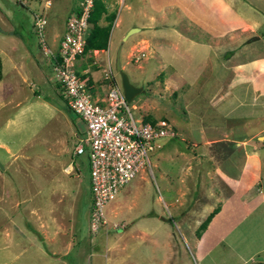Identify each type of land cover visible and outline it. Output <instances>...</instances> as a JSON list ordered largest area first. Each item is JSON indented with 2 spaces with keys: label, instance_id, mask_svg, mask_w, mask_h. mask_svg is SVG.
I'll return each instance as SVG.
<instances>
[{
  "label": "rangeland",
  "instance_id": "1",
  "mask_svg": "<svg viewBox=\"0 0 264 264\" xmlns=\"http://www.w3.org/2000/svg\"><path fill=\"white\" fill-rule=\"evenodd\" d=\"M45 1L0 0V185L5 190L0 198V247L3 246L0 264L8 260L10 249L17 247V239L11 234L16 220L14 201L27 196L38 202L44 213L58 220L64 217L62 225L73 231L78 246H90L81 264H172L173 261L163 262V255L166 248L173 247L178 250L179 264H199L187 236L189 231L198 236L201 232L198 225L206 217L207 209L218 205L219 196L224 192L222 185L216 177L208 179L206 175L211 169L223 168L225 159L220 152L232 149V142L220 145L207 142L200 135L202 132L206 137L213 134L206 121H232V70L237 62L243 64L264 55L261 44L264 43V18L256 29L242 30L241 40H235L239 31H226L218 38L188 30L185 21L178 23L180 32L213 44L214 52L202 66L201 48L187 52L184 44L173 46L165 37L151 38L147 47L130 48L141 36L131 32L127 39L121 40L124 26L132 21V9L126 10L121 0H99L105 9L100 19L114 17L110 21L109 40L115 52L109 60L100 52L82 51L78 64L75 63L76 74L100 94L106 93L113 84L120 86L114 69L118 51L121 70L133 86L142 87L127 103L133 116L145 122L164 120L173 129L174 136L156 142L158 146L148 153L150 172L144 168L119 190L105 207V224L92 235L86 217L87 156L86 153L72 154L85 126L68 111L31 28L32 15L43 11ZM49 1L45 11V39L50 47L53 34L62 32L69 10L76 8L80 0ZM247 1L258 8L251 16L261 20L264 0ZM252 36L262 37L260 41L249 40ZM152 47L167 64L155 57ZM171 66L181 69V77ZM199 68L201 72L192 76ZM219 71L222 76L217 78ZM245 80L242 107L237 109L264 102V98L255 97L245 88L249 79ZM227 128L231 131L234 127ZM254 129L263 133L264 124ZM210 151L215 156L208 159ZM176 184L182 201L179 215L184 216L181 222L170 206L169 197L176 192ZM160 210L165 218L161 228L154 227L148 216L139 220L142 211L158 213ZM134 218L139 221L132 226ZM138 223L150 227L152 234L147 236L143 234L145 231L140 234ZM4 230L8 231L6 237ZM27 243L23 239L20 245L27 246Z\"/></svg>",
  "mask_w": 264,
  "mask_h": 264
},
{
  "label": "crops",
  "instance_id": "2",
  "mask_svg": "<svg viewBox=\"0 0 264 264\" xmlns=\"http://www.w3.org/2000/svg\"><path fill=\"white\" fill-rule=\"evenodd\" d=\"M124 1L121 0V4L126 10L132 9L133 18L124 26L121 40L129 37L130 34H127V31L131 28H137L133 33L138 32L141 35L130 48L142 45L147 47V41L161 36L168 38L170 44L174 43L173 46L179 43L184 44L187 52L201 48L202 66L213 54L214 50L211 48L213 44L199 40L190 33L180 32L177 28L178 23L185 21L188 30L199 31L218 38L225 35L226 31H239V36L235 40H241L242 30L256 29L258 24H262L264 18L257 20L251 16L258 11V8L247 0H126V4ZM106 13L109 14V10L106 9ZM105 23L104 18L98 21L99 25ZM63 32L64 23L62 32L57 35L53 34L50 39L49 45L55 51ZM261 37L256 36L252 39V36L249 40L260 41ZM261 44L264 47V43ZM152 49L155 57H159L165 64L162 55L153 47ZM91 51L100 52L110 60L115 50L111 48L109 34L105 49ZM79 59L80 56L76 59L77 64ZM45 61L49 63L48 60ZM225 62L226 60L223 62V68H225ZM37 64L40 66V61ZM243 64L237 62L232 70L234 79V113L230 117L232 121H206L205 125H208L209 131L213 134L206 137V134L202 132L200 135L205 141L220 145L225 141L232 142V149L226 153L219 151L225 159L223 168L211 169L206 175L208 179L216 177L224 191L219 196L218 205L207 209L206 212L208 215L214 209L216 211L198 236H193L192 231H189L187 236L190 238L193 256L199 264H264V141L259 138L264 136V132H257L254 129L264 124V102L250 103V107L237 109L242 107V84L246 82L245 79H249L248 86L245 88H249L250 93L255 97L264 98V55L251 58ZM243 66L246 70L242 69ZM120 67L123 68L121 64ZM171 67L181 77V69ZM200 68L199 72H195L192 76L198 75L201 72ZM216 76L220 78L222 71H219ZM91 92L97 97L104 95L95 89ZM231 125L234 128L229 131L227 127ZM212 156L214 157L215 154L210 151L208 159L213 158ZM178 187L179 185L173 196L169 198L171 209L177 220L181 222L184 216L179 215L182 212L179 208L182 201L178 197ZM19 189L23 190L22 187ZM3 191L5 190L1 186L0 198H2ZM90 201L88 184L87 224ZM22 203H24L23 206ZM20 206H22V211L18 212ZM13 208L16 220L12 225L11 234L17 239L15 241L17 247L10 249L8 260L2 261L4 264L82 263V257L87 255L86 252L89 251L90 246L88 248L83 245L78 246L74 240L76 236L73 231L62 225L64 223L61 221H64V217L58 220L44 213L41 205L33 202L28 196L14 201ZM185 215L187 216V213ZM22 216L25 219H22ZM145 216H148L149 222H153L154 227L159 228L165 219L161 210L158 213L142 211L138 216L139 220ZM137 218L132 219V226L139 221H135ZM136 226L140 234L143 231H145L143 234L147 233V236L152 234V229L145 224L138 223ZM7 232L4 230L5 237ZM23 239L27 240V246L20 245ZM186 242L189 243L187 240ZM164 252L163 262L173 261L172 264H179L177 249L166 248Z\"/></svg>",
  "mask_w": 264,
  "mask_h": 264
},
{
  "label": "built area",
  "instance_id": "3",
  "mask_svg": "<svg viewBox=\"0 0 264 264\" xmlns=\"http://www.w3.org/2000/svg\"><path fill=\"white\" fill-rule=\"evenodd\" d=\"M94 0H80L64 21L56 51L46 43V0L41 12L32 15V32L47 57L67 109L85 126L72 154L86 153L88 161L90 207L88 230L94 235L105 224V207L119 190L150 165L148 153L157 141L174 136L164 120L145 122L134 117L124 100L121 86L113 84L102 97L94 96L91 85L76 74L75 63L82 53L90 27L88 16Z\"/></svg>",
  "mask_w": 264,
  "mask_h": 264
},
{
  "label": "trees",
  "instance_id": "4",
  "mask_svg": "<svg viewBox=\"0 0 264 264\" xmlns=\"http://www.w3.org/2000/svg\"><path fill=\"white\" fill-rule=\"evenodd\" d=\"M104 11L105 9L103 4L99 0H94L93 7L88 16V23L90 24V27L85 36L83 52L106 48L107 38L110 30V21H112V18L110 19L109 16H104V19L107 21V24L99 25L98 21L100 19L101 14ZM0 79H1V62H0ZM73 116L76 117L74 114ZM215 211L216 209L210 212L205 217V219L198 225L200 231H202L205 228L207 222L209 221V219L211 218L212 214Z\"/></svg>",
  "mask_w": 264,
  "mask_h": 264
},
{
  "label": "water",
  "instance_id": "5",
  "mask_svg": "<svg viewBox=\"0 0 264 264\" xmlns=\"http://www.w3.org/2000/svg\"><path fill=\"white\" fill-rule=\"evenodd\" d=\"M136 30H137V28H131L130 30L127 31V34L133 32V31H136ZM255 38L256 37H253L252 39H255ZM114 69L119 75L120 86H121V90H122L124 100L126 103H130L132 101L133 97L136 96L138 93H140V91L142 90V87L133 86L129 82L128 77L125 74V72H123L121 70L119 59H118V51L116 52V56L114 59ZM259 138L264 141V136L259 137ZM261 264H263V263H261Z\"/></svg>",
  "mask_w": 264,
  "mask_h": 264
}]
</instances>
